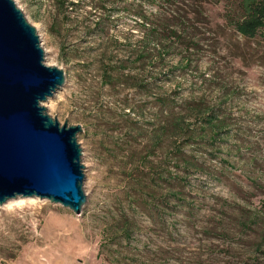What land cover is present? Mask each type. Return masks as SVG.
<instances>
[{
	"label": "rangeland",
	"instance_id": "1",
	"mask_svg": "<svg viewBox=\"0 0 264 264\" xmlns=\"http://www.w3.org/2000/svg\"><path fill=\"white\" fill-rule=\"evenodd\" d=\"M14 1L36 28L46 64L66 74L44 106L62 125L82 127L87 203L81 216L49 201L0 207V264H264V38L235 33L227 20L234 0H209L195 55L179 49L166 66L155 56L143 68L133 57L143 33L127 0ZM126 61L122 74L148 87L117 81ZM107 68L116 87L104 81ZM160 92L174 93L178 107L185 97L222 103L227 131L212 143L202 129L207 143L190 142L201 124L188 114L189 132H168L154 145ZM251 155L262 168L247 166ZM147 167L160 176L153 208H132Z\"/></svg>",
	"mask_w": 264,
	"mask_h": 264
},
{
	"label": "water",
	"instance_id": "2",
	"mask_svg": "<svg viewBox=\"0 0 264 264\" xmlns=\"http://www.w3.org/2000/svg\"><path fill=\"white\" fill-rule=\"evenodd\" d=\"M65 82L15 1L0 0V207L38 199L82 215V127L62 125L44 106Z\"/></svg>",
	"mask_w": 264,
	"mask_h": 264
},
{
	"label": "trees",
	"instance_id": "3",
	"mask_svg": "<svg viewBox=\"0 0 264 264\" xmlns=\"http://www.w3.org/2000/svg\"><path fill=\"white\" fill-rule=\"evenodd\" d=\"M209 2V0H127L126 5L129 11L138 18L136 25L142 29L143 33L140 48L133 54L135 60L141 64L140 68H143L155 56L157 58V66L164 67L166 66L167 56H171L174 51L179 49L185 53L182 55L184 58H190L195 55L201 49L200 35L202 29L208 25L205 6ZM76 5L74 3V6ZM232 5L234 7L232 6V11L227 13V20L235 33L244 41H252L259 37L264 38V0H234ZM149 6L152 8L148 9L150 8ZM259 58L264 62V56ZM123 63L125 65L120 67L122 78L117 81L124 82L125 86L130 82V86H135V88L149 86L140 83L141 80L137 76L131 78L128 74H122V72L129 70L127 66L129 62ZM170 72L173 73V71ZM103 77L109 86L116 87L118 82L115 76L110 73L109 68L105 69ZM123 77L128 79H123ZM155 81H160V77L155 79ZM204 82L209 85H220L208 79ZM175 96L174 93L168 95L160 92L154 98V104L158 108L154 120L155 134L152 139L154 140V145L160 144L162 138L168 132L172 135H182L189 132L190 129L186 128L184 124L188 114H192L195 122H200L201 124L200 127L189 132L190 137L188 139L190 142L207 143L205 142V137H203V132H201L202 129L210 135L212 143H216L217 138L227 131L226 128L230 124L229 120L231 119L227 116L228 113L222 107V103L210 107V102L204 97H185L182 98V102L178 107L177 100L179 99ZM238 136L240 137L239 133ZM179 152L174 151V154L180 155ZM240 159L243 160L242 155H240ZM137 160V168L140 170L145 165V162L139 158ZM247 162V166L254 168V170L257 165L258 169L262 168L261 164L264 165L263 162L259 165L260 161L252 155ZM184 166L191 167L196 166V164L186 160ZM147 169L149 172L148 184L142 185L143 177H139L136 182L137 190H134L138 199H136L137 201L129 202L132 208H153L155 201L152 194L156 182L160 180V176L155 174L153 168L147 167ZM262 173H264V169ZM246 220L243 223L244 227L250 222L249 218ZM250 224L257 226L261 223L253 221ZM130 232V224L124 225L123 235L127 237Z\"/></svg>",
	"mask_w": 264,
	"mask_h": 264
},
{
	"label": "bare ground",
	"instance_id": "4",
	"mask_svg": "<svg viewBox=\"0 0 264 264\" xmlns=\"http://www.w3.org/2000/svg\"><path fill=\"white\" fill-rule=\"evenodd\" d=\"M38 201V199H22V198H18L16 200H11L9 201L6 206L7 207H18L21 208L23 206H26L32 202Z\"/></svg>",
	"mask_w": 264,
	"mask_h": 264
}]
</instances>
